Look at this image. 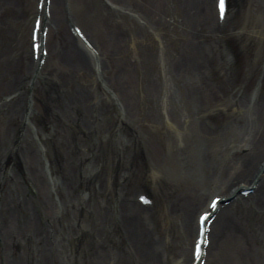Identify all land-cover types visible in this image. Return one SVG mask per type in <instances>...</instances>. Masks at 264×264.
I'll list each match as a JSON object with an SVG mask.
<instances>
[{
  "label": "rangeland",
  "instance_id": "obj_1",
  "mask_svg": "<svg viewBox=\"0 0 264 264\" xmlns=\"http://www.w3.org/2000/svg\"><path fill=\"white\" fill-rule=\"evenodd\" d=\"M37 2L0 0V264H188L199 207L252 181L225 177L264 131V0H229L220 23L215 0ZM71 26L95 58L62 50ZM240 195L221 209L264 263V207Z\"/></svg>",
  "mask_w": 264,
  "mask_h": 264
},
{
  "label": "bare ground",
  "instance_id": "obj_2",
  "mask_svg": "<svg viewBox=\"0 0 264 264\" xmlns=\"http://www.w3.org/2000/svg\"><path fill=\"white\" fill-rule=\"evenodd\" d=\"M214 5H215V3H214ZM205 9H206L205 15L208 16L207 19L211 20V15H210L209 9H207V8H205ZM215 10H216V5H215ZM66 38H67L66 39V45L62 49L66 53V55L68 57H70L71 61L75 58H77V61H78L77 55H79V56L82 55V58L84 60L83 53L78 51L76 48V45H75L76 39L74 37H71V40L69 37H66ZM78 65H82V60L80 62H78ZM262 113L264 115V109L262 110ZM260 139H261L260 140L261 144H258L253 148L254 149L253 154L243 162V164L241 165V167L238 170H234V172L230 176L225 177L226 180H233L234 177H241V176H244L245 173H249V172H251L253 174L251 180L254 179V176H257L256 173H258L260 171L259 168L260 167L263 168V166H264V159H263V164H261L262 163L261 160L257 162V160H258L257 158L264 152V131H263L262 138H260ZM263 158H264V156H263ZM232 187H234V186H230L229 188H232ZM253 188H254V191L252 192L253 194L251 193L250 195L238 196V198H242L243 200L246 199L245 201L248 205L250 204L249 200L253 199V202L251 204V205H253V208L257 207V208L263 209V207H264V175L258 181V184L255 185ZM228 192L231 193L232 190L229 189ZM219 195H222V194H219ZM229 198L230 197H226L225 201L228 200ZM204 205H205L204 207H206V208H203V206L201 205V207H199L200 211L197 212V215L195 216L196 226L194 227L195 233H194V236L192 238L193 241H192V245L190 248V252L188 254V252L186 251V253L183 255L185 258L188 255V257H189L188 258L189 259L188 264L194 263L196 258L199 256V254H196L197 251H196L195 245L197 242L196 239H197L198 231H199L198 230L199 229L198 218H199L200 214L203 212H207V211H210L212 214L214 213V212H212V210H214L213 208H215V205L212 204V199H208V201ZM230 205H232V203L228 204L226 208H228ZM262 205H263V207H262ZM219 209H220V211L217 212V215L214 218L215 220L213 221V224L211 223V225L213 226L218 221L221 220L220 228H219L220 231H218V234L215 238L216 240H214L213 243H212V241H209V245L207 247L208 252L206 253V255H208V258L211 256V258L213 259V262H210L209 264H246L245 258L246 257L248 258V255L252 256L251 254H253V252H254L253 247H252V241L250 240L251 237L248 234V230H247V232L245 230H239L238 226H235L233 221H231L230 216L227 215V213H226L227 209L226 210L221 209V208H219ZM133 213H134V211H133ZM223 214H226V216L224 217ZM192 227H193L192 224L190 222H188L186 225V230L191 231ZM136 230H137L136 226L135 227L133 226V231L131 230L130 233L133 234L134 232H136ZM211 233H213V230H211ZM210 248H212V250ZM153 257H154V253H152L151 255L149 254V258L147 257V260L143 264H161L160 259H159V263L157 261H154V263H153V261L151 260ZM203 258H204V255L202 252V254L200 256V260H198L196 262V264H205L206 261H204ZM96 259H98V260H96ZM96 259H95V262H93V264H106V262L104 263L103 258H100L98 256ZM181 260H183V259H181ZM252 261H254V259ZM252 261H251V264H253V263L254 264H264L260 260L257 262H253V263H252ZM122 264H124V263H122Z\"/></svg>",
  "mask_w": 264,
  "mask_h": 264
},
{
  "label": "snow or ice",
  "instance_id": "obj_3",
  "mask_svg": "<svg viewBox=\"0 0 264 264\" xmlns=\"http://www.w3.org/2000/svg\"><path fill=\"white\" fill-rule=\"evenodd\" d=\"M221 7L223 8V0H221ZM214 203V202H213Z\"/></svg>",
  "mask_w": 264,
  "mask_h": 264
}]
</instances>
